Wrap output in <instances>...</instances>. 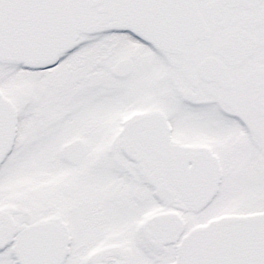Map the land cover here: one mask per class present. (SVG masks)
Instances as JSON below:
<instances>
[{
	"label": "snow or ice",
	"instance_id": "obj_1",
	"mask_svg": "<svg viewBox=\"0 0 264 264\" xmlns=\"http://www.w3.org/2000/svg\"><path fill=\"white\" fill-rule=\"evenodd\" d=\"M0 264H264V0H0Z\"/></svg>",
	"mask_w": 264,
	"mask_h": 264
}]
</instances>
